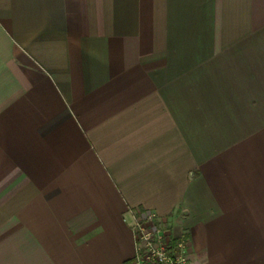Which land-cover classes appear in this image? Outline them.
Instances as JSON below:
<instances>
[{"label":"crops","instance_id":"obj_1","mask_svg":"<svg viewBox=\"0 0 264 264\" xmlns=\"http://www.w3.org/2000/svg\"><path fill=\"white\" fill-rule=\"evenodd\" d=\"M146 209L264 264V0H0V264H131Z\"/></svg>","mask_w":264,"mask_h":264},{"label":"built area","instance_id":"obj_2","mask_svg":"<svg viewBox=\"0 0 264 264\" xmlns=\"http://www.w3.org/2000/svg\"><path fill=\"white\" fill-rule=\"evenodd\" d=\"M135 255L131 264H188V242L172 237L153 210H142L131 225Z\"/></svg>","mask_w":264,"mask_h":264}]
</instances>
